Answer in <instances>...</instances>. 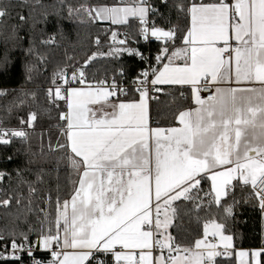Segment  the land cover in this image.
<instances>
[{
	"label": "crops",
	"instance_id": "0c3cea01",
	"mask_svg": "<svg viewBox=\"0 0 264 264\" xmlns=\"http://www.w3.org/2000/svg\"><path fill=\"white\" fill-rule=\"evenodd\" d=\"M189 15L183 46L153 73L160 91L189 90L192 107L174 126H152L145 93L125 100L104 87H67L66 133L78 183L58 214L54 264H85L97 253L109 254L112 264L135 258L139 264H206L219 251L234 253L236 264H259L263 247L234 250L216 223L204 226L188 253L172 252V206L188 197L201 175L209 177L217 203L234 181L251 187L264 173V0L193 5ZM144 16L142 5L97 13L111 25ZM173 37L172 31H152L154 41L171 43ZM233 44L237 48L224 57L222 47ZM205 80L215 90L210 101L198 94ZM152 206L163 217L153 231L146 227ZM54 237L39 244L47 247Z\"/></svg>",
	"mask_w": 264,
	"mask_h": 264
},
{
	"label": "trees",
	"instance_id": "16d2710c",
	"mask_svg": "<svg viewBox=\"0 0 264 264\" xmlns=\"http://www.w3.org/2000/svg\"><path fill=\"white\" fill-rule=\"evenodd\" d=\"M228 0H150L154 27L172 31L171 43L141 42L137 18L123 25L102 23L97 13L114 6L142 5L144 0H0V237L5 243L37 241L53 235L63 204L74 195L78 174L71 165L65 95L56 88L114 78L129 85L149 51L153 73L184 44L190 7ZM126 33L124 46L112 47L113 35ZM49 89L54 90L52 97ZM129 90L123 98L133 100ZM192 107L189 90L162 88L150 106L151 124L172 127ZM6 202L5 204H3ZM169 236L174 247L194 248L208 223L220 225L234 250L264 248V214L248 184L234 181L225 198L215 202L207 175L188 197L172 206ZM41 260L49 255L40 254ZM0 264H16L0 261ZM85 264H112L109 254H95ZM213 264H236L234 253L218 255ZM259 264H264V252Z\"/></svg>",
	"mask_w": 264,
	"mask_h": 264
},
{
	"label": "built area",
	"instance_id": "2783aa9c",
	"mask_svg": "<svg viewBox=\"0 0 264 264\" xmlns=\"http://www.w3.org/2000/svg\"><path fill=\"white\" fill-rule=\"evenodd\" d=\"M142 6L145 9V16L139 20L141 24V42L148 48L150 43L153 41L152 31L155 29L154 21L151 19V15L153 14L154 10L150 4V0H144ZM237 25L238 17L237 15H234V27H236ZM126 43V33L122 32L118 36L113 35L111 37L110 44L112 47L124 46ZM236 48V44L230 45L228 48L222 47V53L224 57H229ZM137 57H139L140 60H142V62L144 63V68L139 72L138 77L134 79L133 82L129 85L119 84L114 78H111L109 80L102 78L98 81L88 83L83 75H81L76 80V85L104 87L108 89L111 93H113L114 96H125L129 90H133V92L137 94L145 93V95L147 96V101L151 106L152 103L158 101V94L160 93L159 88L154 84L153 81V67L151 63V57L149 51H147L144 55L139 54L137 55ZM66 89L67 88L62 85L56 88L57 92L61 96L65 95ZM54 93L55 92L53 89H49L50 97H52ZM198 94L200 99L202 100L210 101L214 99L215 90L210 80H205L202 82V84L198 88ZM167 133L168 129L163 130L164 135H167ZM10 139L11 135L0 133V142L6 143ZM1 181L2 175L0 174V182ZM251 190L255 196V201L257 203L259 213L262 215L264 214V173L261 174L251 184ZM5 203L6 202H4L3 204ZM162 221V215L159 214L153 206L150 207V217L148 223L146 224V227L153 231L155 224ZM39 240L33 241L31 243H17L15 241L5 243L0 237V261H13L16 264H54L55 261L53 260L52 255L58 254L60 252L58 241L54 240V242H52L47 247H43L39 244ZM208 240L210 242L213 241V239ZM117 250L121 251V249L119 248ZM157 250V248H154L153 252L155 253ZM178 250H182L185 253H188V250H184L180 247H175L172 252ZM218 253V255H220L221 257H228L231 252L219 251ZM40 254L49 255V259L45 261L41 260V258L39 257ZM214 260L208 261L206 264H213ZM133 264H139L138 258L134 259Z\"/></svg>",
	"mask_w": 264,
	"mask_h": 264
},
{
	"label": "rangeland",
	"instance_id": "374dc122",
	"mask_svg": "<svg viewBox=\"0 0 264 264\" xmlns=\"http://www.w3.org/2000/svg\"><path fill=\"white\" fill-rule=\"evenodd\" d=\"M55 230L58 231V227H56V224H55ZM56 231H55V232H56ZM55 232H54L53 235H45V236H43V237H46V236L54 237V236L57 234V232H56V233H55ZM54 240H57V238L54 237ZM57 241H58V240H57ZM53 242H54V241H53Z\"/></svg>",
	"mask_w": 264,
	"mask_h": 264
}]
</instances>
